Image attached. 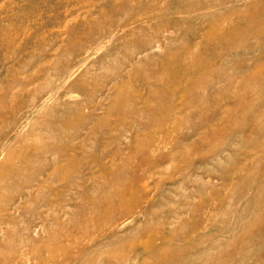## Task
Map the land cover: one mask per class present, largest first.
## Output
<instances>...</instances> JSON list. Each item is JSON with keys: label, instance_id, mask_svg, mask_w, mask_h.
I'll use <instances>...</instances> for the list:
<instances>
[{"label": "rangeland", "instance_id": "374dc122", "mask_svg": "<svg viewBox=\"0 0 264 264\" xmlns=\"http://www.w3.org/2000/svg\"><path fill=\"white\" fill-rule=\"evenodd\" d=\"M263 1L0 0V264H264Z\"/></svg>", "mask_w": 264, "mask_h": 264}, {"label": "bare ground", "instance_id": "6f19581e", "mask_svg": "<svg viewBox=\"0 0 264 264\" xmlns=\"http://www.w3.org/2000/svg\"><path fill=\"white\" fill-rule=\"evenodd\" d=\"M258 4H255L254 8H257L259 10H254V13H253L254 16L252 15V17H253V19L259 20V23H257L254 20H252V21L250 20L251 21L250 23H247V24L244 23V24H241V25H238L235 27L227 28L226 30L223 31V37L228 36L232 39H235L238 37L240 38L241 34H247V35L251 34L253 36L259 34L261 32L260 29L264 27V22L262 21L264 19V1L261 3V5H258ZM255 25H258L257 26L258 29L254 28ZM208 38L210 39L209 43L211 46L215 43L217 44V42L214 43V41H218L219 39H221V37L218 39L215 36L208 37ZM216 44L214 45V47L216 46ZM225 45H227V44H225ZM209 49H210L209 47H206V51ZM227 49H228V47H227ZM222 50H224V49H222ZM183 53H181L180 55L169 57L168 63L164 67V69L168 70V72H169L168 75L166 74L165 79L166 78L167 79L172 78V80H174V79L179 80L180 79V81H187L190 83L193 80V72H197L201 69L200 67H204L203 60L201 57L197 59L198 61H201V62L197 63L196 62V56H191L190 59H187ZM190 91L191 90L189 89L188 93ZM127 194H128V192H126V195ZM125 201L128 202L127 200H125ZM125 201L123 204L118 203V207L126 205Z\"/></svg>", "mask_w": 264, "mask_h": 264}]
</instances>
